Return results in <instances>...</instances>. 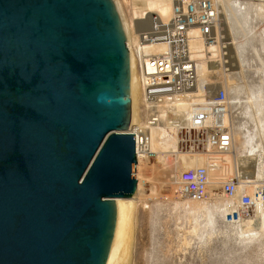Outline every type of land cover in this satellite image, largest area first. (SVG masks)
<instances>
[{"label": "water", "instance_id": "1", "mask_svg": "<svg viewBox=\"0 0 264 264\" xmlns=\"http://www.w3.org/2000/svg\"><path fill=\"white\" fill-rule=\"evenodd\" d=\"M131 117L114 0H0V264H106Z\"/></svg>", "mask_w": 264, "mask_h": 264}, {"label": "bare ground", "instance_id": "2", "mask_svg": "<svg viewBox=\"0 0 264 264\" xmlns=\"http://www.w3.org/2000/svg\"><path fill=\"white\" fill-rule=\"evenodd\" d=\"M114 1L121 17L128 45L131 46V31L133 28L137 31V24L139 23L138 20L142 15V11L146 6V3L139 2V0L132 1V18L129 19L128 22L125 19L126 17H124L125 14L123 13L121 3L119 0ZM220 1V22L223 25L224 35L220 36L218 32V42L209 43L202 41L200 38H194L191 43V49L197 71L196 91L198 97L195 101H207L204 97V87L209 85V81H211L212 77L217 75V73L219 74V71H221L220 69H211V67L219 68V64H209V62H217L219 56L222 57L223 54H226L222 52V47L229 48L231 44H234L241 69L247 79L245 80L246 82L248 81L247 84H245L241 81L242 75L239 74V72H230L226 74L224 82H221L222 87L226 89L227 93H229L228 99L231 109L232 130L233 126L235 127L233 130L234 144L232 153L214 157L217 158L220 163L219 167L210 173V199H212L214 195L217 194L216 191L220 189L222 196L228 201H220V203L210 205L208 202L199 203L203 201H196L186 197L189 201H185V205L187 206L186 208L191 210L194 215H197V219L200 217L199 214H201L204 218V220L201 221H205L204 224L206 226L214 225L218 212L222 214L225 213L227 215L228 212H235V210H239L240 219L245 224V230L243 229L244 234L245 232L253 234L252 232H254V230H264V215L260 214L257 210L253 214L242 216L240 206L236 202L237 200L232 201L225 197L222 190V182L230 178V176L224 177L228 167L227 163L231 164V166L236 169L237 174L242 173L241 167L249 164V166L252 167V170L248 174L242 175L243 180L239 189L252 193L256 182L255 180L249 179V177L256 178L261 172V166L259 167L258 163L259 155L257 152L262 144L261 138L262 135L264 136V128L263 130H257V128L256 130H251L249 128L250 125L248 126V124L249 116L252 112H254L256 116H260L262 111H264V44L262 43V45L260 41L255 38V32L257 33L255 30L259 27V25L260 28L258 29H261V32L264 30V23L261 22L262 18L259 17L261 14L264 15V12L262 13V11H264V0H259L261 2H258V0ZM147 5L151 8L154 7L160 9L165 16L169 14L171 8V2L168 0H148ZM224 40L227 42L222 44L221 42ZM257 61H259V63H257ZM130 63L132 104V117L130 125H134L139 122L137 101L139 94L142 96V92L133 51L130 52ZM253 66H256V68H252ZM217 89L218 86L215 87V90ZM258 121H260V119ZM176 143L177 138L169 129H166L165 127L152 128L150 148L153 152H155V154L150 160L139 157L136 168L138 179L137 191L130 198L116 199L117 221L106 264H131L132 256L130 252L132 247L130 245L132 242L131 237L133 235V216L136 213L135 208L137 199L144 196L143 191L146 189L144 188L146 185L148 186V189L152 191L148 196L152 197L154 195L157 196L161 194L166 186L169 188L167 189L171 192V195H173L178 192V189H180L179 177L180 173L185 170V168L189 169L206 166L209 160L207 155L200 154L198 156H189L176 149ZM224 161L227 163H223ZM197 219L195 218L196 221ZM197 223L199 224V222ZM196 227L197 226H194V230L197 232V229L199 228L196 229Z\"/></svg>", "mask_w": 264, "mask_h": 264}, {"label": "built area", "instance_id": "3", "mask_svg": "<svg viewBox=\"0 0 264 264\" xmlns=\"http://www.w3.org/2000/svg\"><path fill=\"white\" fill-rule=\"evenodd\" d=\"M128 0V7L132 8ZM168 15L160 9L146 6L131 31V46L136 60L141 87L140 119L129 125L127 132L135 136L137 160H150L155 152L150 148L151 130L165 127L177 138L176 149L189 156L205 154L206 166L185 169L180 173V193L196 201L211 198L210 173L219 167L215 156L233 152L234 132L231 126L229 96L225 89L214 92L204 87L206 102L195 101L197 71L192 56L194 38L218 42L220 0H168ZM159 48V49H158ZM147 49V50H146ZM176 152V151H174ZM240 175L222 182L229 200H237L243 215L258 212L264 215V185L252 193L240 190ZM237 217L239 210H235Z\"/></svg>", "mask_w": 264, "mask_h": 264}, {"label": "rangeland", "instance_id": "4", "mask_svg": "<svg viewBox=\"0 0 264 264\" xmlns=\"http://www.w3.org/2000/svg\"><path fill=\"white\" fill-rule=\"evenodd\" d=\"M119 2L123 8L124 17H126L125 19L128 21L132 18V8L128 7V0H119ZM258 2L261 1L258 0ZM263 12L264 11H262V13ZM259 17L262 18L261 22L264 23V15L261 14ZM258 28H260V25L255 30L257 31V33L255 32V38L259 40L261 44H264V30L261 32V29ZM218 32L220 36L224 35L221 22L218 25ZM224 41L221 43L224 44L227 42L226 40ZM229 48L222 47V52L226 54H223L222 57L219 56L217 62H209V64H219V68L211 67V69H220L221 71H219V74L217 73V75H214L211 81H209V85H207L209 88L208 91L214 92L216 86H218V88H223L222 83L224 82V78L226 74L230 72H239L243 78H241V81L245 84L248 82H246L247 79L241 69L234 44H231ZM257 63H259V61H257ZM252 68H256V66ZM140 97L141 94H139L137 101V113L140 112ZM262 114L260 116L257 115L260 117L259 118L254 112L251 113L248 124V126H251H249L251 130H256V128L257 130H263L264 111H262ZM259 119L260 121H258ZM234 128L233 126V130ZM261 139L262 144L259 147V153L257 152L259 155L258 163L259 167L261 166V172L256 178L249 177V179L255 180L256 182V184H254V189L264 185L263 135ZM223 163L227 162L224 161ZM227 166L226 175L224 177L240 175L242 178V175H246L252 170V167L247 164L241 167L242 173L237 174L236 169L231 166V164L227 163ZM144 188H146L143 191L144 196L137 199L135 208L136 213L133 216V235L130 245L132 247H130L132 256L131 264H264L263 229H258L259 231L254 230V232H252L253 234H249L248 232L244 234V222L240 219V216L237 217L235 213L231 214V212H228L227 215L218 212L214 225L206 226L204 224L205 221H201L204 220L201 214H199L200 217L197 219V215H194L191 210L186 208L185 201H189V199L181 195L180 189H178V192L171 195V192L168 190L169 188L166 186L161 193L162 195L159 194L157 196L154 195L155 197H151L148 195L151 194L152 191L148 189L147 185ZM216 193L217 194H215L212 199L199 203L208 202L212 205L220 203V201H228L222 196L220 189L217 190ZM197 222H199V224ZM194 226H197L196 229L199 228L200 230L197 229L196 232Z\"/></svg>", "mask_w": 264, "mask_h": 264}]
</instances>
